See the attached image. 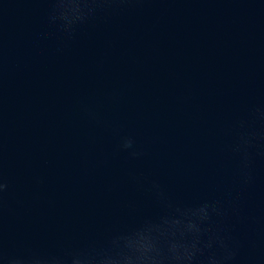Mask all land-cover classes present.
Returning <instances> with one entry per match:
<instances>
[{
    "label": "water",
    "instance_id": "1",
    "mask_svg": "<svg viewBox=\"0 0 264 264\" xmlns=\"http://www.w3.org/2000/svg\"><path fill=\"white\" fill-rule=\"evenodd\" d=\"M59 2L0 0V264L115 252L205 201L225 264H264V137L233 151L264 132V0H96L71 31Z\"/></svg>",
    "mask_w": 264,
    "mask_h": 264
},
{
    "label": "clouds",
    "instance_id": "2",
    "mask_svg": "<svg viewBox=\"0 0 264 264\" xmlns=\"http://www.w3.org/2000/svg\"><path fill=\"white\" fill-rule=\"evenodd\" d=\"M96 0H60L56 6L66 22L62 27L72 30V25L78 21H85L94 13ZM264 116V109H258ZM243 127V122L241 124ZM264 137V132H241L239 142L233 151L241 153L245 166L250 163V148L256 144V138ZM134 138L124 137L121 147H133ZM131 155L138 156L140 152L133 150ZM245 180L250 179L248 174ZM8 188V183L0 179V193ZM176 215L165 216L159 223L149 222L138 229L135 234L118 238L124 244L118 251L111 253H74L70 264H225L232 260L236 251L226 242V237L220 230L213 231L211 224L214 215H222L224 209L220 201H205L194 208L176 206ZM207 238L205 239V235ZM224 249L222 256L215 252L206 255V252L216 246ZM8 264H69L60 257L51 259L32 257H11Z\"/></svg>",
    "mask_w": 264,
    "mask_h": 264
}]
</instances>
